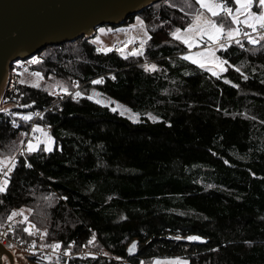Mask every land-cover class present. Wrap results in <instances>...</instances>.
Wrapping results in <instances>:
<instances>
[{
    "label": "trees",
    "instance_id": "1",
    "mask_svg": "<svg viewBox=\"0 0 264 264\" xmlns=\"http://www.w3.org/2000/svg\"><path fill=\"white\" fill-rule=\"evenodd\" d=\"M187 3L192 6L158 0L124 19L120 25L137 16L145 23L151 39L142 56L98 52L90 38L78 37L10 63L13 76L26 67L83 95L74 100L63 92L9 85L5 103L34 102L27 112L47 107L37 124L54 142L49 152L16 156L7 191L0 193L1 224L25 207L28 221L47 232L43 244L98 254L70 264L164 257L187 264H264V40L218 50L234 67L217 78L181 59L187 49L170 35L200 11L195 0ZM253 10H259L257 2ZM146 63L157 69L145 71ZM100 77L102 84L91 83ZM90 89L139 113V122L89 100ZM28 127L0 112V160L17 152ZM25 226L14 222L10 236L30 239ZM191 235L206 242L184 239ZM133 240L137 255L128 258Z\"/></svg>",
    "mask_w": 264,
    "mask_h": 264
},
{
    "label": "snow or ice",
    "instance_id": "2",
    "mask_svg": "<svg viewBox=\"0 0 264 264\" xmlns=\"http://www.w3.org/2000/svg\"><path fill=\"white\" fill-rule=\"evenodd\" d=\"M257 2V0H195V3L200 6L202 11H197L191 19V22L187 24V26L176 27L173 31L170 32L171 37L179 41L183 44L188 52L181 54L180 58L190 63L198 66L201 70H206L211 72V74L217 78H219L220 73L227 70L228 67H234L231 65L229 61L221 56L216 55V50L226 51L232 43L239 45L243 48V44L237 37L244 36L249 44H257L260 41L254 39L247 32H242L240 27L230 26L226 21H230L231 25H243L245 28H249L252 32L260 33V40H264V0H258L259 10L254 11L253 6ZM186 6L191 7V4L187 3L185 0ZM232 5V6H230ZM205 12L207 15H205ZM243 17V19H241ZM217 18V19H213ZM136 20L138 25L142 30L145 29L144 21L137 16ZM131 27H136V25H132ZM101 33H104L106 29L101 28L99 30ZM111 31V30H107ZM116 31H123L117 29ZM151 39V36L148 34L146 30L143 31V37L139 39V47H133L130 52H126L125 50L128 48L129 44L135 43V38H130L129 40L123 42V46L115 47V51L120 53L125 59H127L128 55L132 56H142L144 54V48L147 44V41ZM99 41H97L98 43ZM203 46V47H201ZM198 49V51L193 52V49ZM112 48L107 47H99L97 48L98 52H108L112 51ZM33 63H38L39 61L33 58ZM145 71H155L157 69L156 64H144L143 65ZM237 72H240L239 68H235ZM187 74V73H186ZM32 75L37 78H41V74L39 72L32 73ZM245 79L247 77H244ZM115 79V77H113ZM104 82V78L100 77L99 79L93 80L91 83L98 85ZM34 87H39L38 84H34ZM78 87V85H74ZM235 86V85H234ZM60 91L65 94L71 95L72 99H77L81 97L83 93L80 91H76L74 93H69L68 88L63 85H59ZM52 94V93H50ZM89 100H93L96 104H100L102 106H109L110 110L113 112H118L120 115H125L126 112H131L130 109H122V106L117 105L115 107H111L112 102L106 101L102 98L101 93H94L91 96L87 97ZM34 103V102H33ZM20 116L24 121H29L31 119L32 114H14ZM139 113H132L128 118L133 123L139 122ZM151 119L156 120V117H151ZM13 126L17 127L13 121ZM33 131L40 132L41 136L36 137L35 140H28L26 147L23 151L28 153H33L38 150L43 152L51 151L49 147L52 144L53 138L42 128L39 126H34ZM21 135H27L26 133H22ZM42 137V138H41ZM23 143V141H21ZM43 144L44 147L41 149L40 145ZM23 154V152L21 153ZM15 157H9L7 160H0V193H5L7 191V186L9 183V173L14 170L15 167ZM27 167H32L30 163L25 162ZM6 169V170H5ZM66 199V198H65ZM25 210L20 209L18 211H13L11 215L8 216L9 220H12L13 217L20 215L23 217L22 223H26L28 226L23 230L27 232L29 235H33L32 229H36V225L32 224L28 221V217L24 215ZM39 232V229H36ZM47 232L44 230L42 235H46ZM175 239L180 240L181 237L177 236ZM184 239L188 241H203V238L197 235H191L184 237ZM95 240V236L93 235L92 239L88 241V244H92ZM53 249H59L61 247L60 243H55L51 245ZM135 245L129 249L131 253ZM70 253L66 250L65 255H69ZM95 258V257H93ZM48 259V257H45ZM173 264H187V261L180 260L176 258L173 261Z\"/></svg>",
    "mask_w": 264,
    "mask_h": 264
},
{
    "label": "water",
    "instance_id": "3",
    "mask_svg": "<svg viewBox=\"0 0 264 264\" xmlns=\"http://www.w3.org/2000/svg\"><path fill=\"white\" fill-rule=\"evenodd\" d=\"M155 1L158 0H0V100L9 62L32 57L48 45L82 36L80 33L88 38L96 25L121 23ZM192 242L202 244L206 240ZM137 245L133 240L127 246L128 258L137 255ZM13 256L0 244V264L3 258L12 264Z\"/></svg>",
    "mask_w": 264,
    "mask_h": 264
},
{
    "label": "rangeland",
    "instance_id": "4",
    "mask_svg": "<svg viewBox=\"0 0 264 264\" xmlns=\"http://www.w3.org/2000/svg\"><path fill=\"white\" fill-rule=\"evenodd\" d=\"M257 4H258V0H257ZM199 9H200V6H199ZM200 11H201V9H200ZM205 15H207V14L205 13ZM241 19H243V17H241ZM123 21L121 23H123ZM121 23L114 24V26H115L114 28L108 26L107 24L106 25H96L95 28L92 30L91 34L89 36H87V37L90 38L91 43L93 45H95L96 48L107 47V48H112L113 50H115V47H117V46L122 47L123 46V42L129 40L130 38H135V43L129 44L128 48L125 50L126 52H130L133 47H136L135 44L139 42V39L143 37V31L144 30H142L140 28V26L138 25V22H137L136 19L130 25H120ZM132 25H136V27H131ZM240 26H241L240 27L241 29L245 28L243 25H240ZM236 27H237V25H236ZM101 28L106 29V31L104 33H101L99 31ZM117 29H120V30H123V31H116ZM245 29L251 30L249 28H245ZM107 30H111V31H107ZM80 34L82 36H78V37H83L84 34L83 33H80ZM78 37H76V38H78ZM256 40H260V38H257ZM97 41H99V42L97 43ZM136 48H138V47H136ZM218 50L219 49H217L216 51H218ZM28 58H30V57H28ZM11 62H13V61H11ZM11 62H9L7 64V68H6V71H5L6 81H5V84H4V89H3L2 93H1L0 108L3 105L7 104V103L4 102V95L6 93V90L9 88V85L13 86L14 84H17V83H23V84L28 85V86H33L34 84H38L40 88H43L44 90H47L49 93H52V95H57V94L62 92V91H58V90H60L59 85H64L61 81H59V80H57L55 78H51V77L44 78V77L41 76L42 79L41 78H37L36 76L32 75V73H34V72L28 71L26 67H22L18 71V77L13 76V74L10 73V68L8 69V65ZM12 77H16L17 78V83H13V81L11 80ZM94 93H99V92L94 90V89H90L87 92V97L93 95ZM102 98L105 99L106 101H111L112 102L111 107H115L117 105H120V106H122L121 110L129 109L126 105H124V104H122L120 102H117L115 100H112V99H110L107 96L102 95ZM91 101H93V100H91ZM107 107H109V106H107ZM132 113H136V112H133V111L126 112L125 115H123V116L128 118V116H130ZM150 116L153 117L152 115H146V117L148 119L153 121V119H151ZM139 120H140V115H139ZM42 129L44 131H46L44 127H42ZM40 136H41V133L37 132V135L34 137V140H35L36 137H40ZM43 147H44V145H43ZM49 147L52 149L53 148V143L50 144ZM20 209H24L25 210L24 215L28 217L29 210L27 208H25V207H21L19 209H15L13 211H18ZM17 221H21L22 222L23 221V217L20 216V215H17L15 217H13L12 220H8L6 223H4L2 225L3 226L4 225H8L7 229H8V233H9V229L12 227V224L14 222H17ZM27 226L28 225L26 224L25 227H27ZM35 234H38L36 236V238H38V240L40 241V246L41 247H44V246L45 247H51V245H53V244L45 245V244L42 243V233L40 231L37 232L36 229H35L34 235ZM34 235H31V238L26 240V241L27 242L28 241L29 242L32 241V239L34 238ZM18 239H20V238H18ZM87 249L92 253L91 256H97L98 255L96 251L91 250L89 248H87ZM60 250H62V251H66L67 250L69 253H73V252L69 251L68 249H62L61 247H60ZM10 251H12L13 254H14V256H13V264H16V261H18V264H23V262H24L23 258L16 254V251H20V250L12 249ZM20 252H22V251H20ZM77 252H79V251H77ZM22 253L24 254V256L26 258V254L27 253H25L24 251ZM176 258H179V257H164V258H155V259H152V260L145 259V260L140 261L139 264H173V261ZM27 259H29V258L27 257ZM179 259L182 260L181 258H179ZM41 263L42 262H40V261L39 262H35V264H41ZM4 264H8V262L6 260H4ZM116 264H131V263H129L128 261L123 259V260H119L118 262H116Z\"/></svg>",
    "mask_w": 264,
    "mask_h": 264
},
{
    "label": "built area",
    "instance_id": "5",
    "mask_svg": "<svg viewBox=\"0 0 264 264\" xmlns=\"http://www.w3.org/2000/svg\"><path fill=\"white\" fill-rule=\"evenodd\" d=\"M244 32H247L250 36H252L254 39L260 38V33L259 32H252V30H246ZM240 41H244L248 43V40L244 36L237 37ZM136 47H139V42L135 44ZM11 80L13 83H17V78L12 77ZM33 103L29 104H24V105H16L11 102H7L6 105H3L0 108V112H3L7 116H12V117H20L18 115L14 114H21V115H26L31 113V119L27 121L29 123L27 135H25V138L23 140V143H21L19 149L15 153L13 157L16 156L22 152H24V148L26 147V143L28 140H34V137L37 135V132L33 131L34 126L37 125V121L40 118L41 114L47 109V107H44L40 111H35V112H27L25 111L29 107H31ZM49 135L50 133L46 131ZM6 170V169H5ZM12 173V172H11ZM11 173H9V177L11 176ZM8 177V178H9ZM8 225H2L0 223V244L3 245L6 249L12 250H20L24 251L25 253L31 254V257H35L37 260L46 263V264H70V259L77 257V258H84L86 256H91V252L87 249L84 248L80 250L79 252H73L70 253L69 255H65V251H62L59 249H53L52 247H41L40 246V241L36 236L38 234H33L34 238L32 241H26L22 239H13L7 229ZM33 233H35V229H32ZM45 257H48V259H45Z\"/></svg>",
    "mask_w": 264,
    "mask_h": 264
},
{
    "label": "crops",
    "instance_id": "6",
    "mask_svg": "<svg viewBox=\"0 0 264 264\" xmlns=\"http://www.w3.org/2000/svg\"><path fill=\"white\" fill-rule=\"evenodd\" d=\"M202 11V10H201ZM206 13V12H205ZM207 14V13H206ZM239 27H241L240 25H239ZM201 47H203V46H201ZM187 49V48H186ZM193 52H196V51H198V49H193L192 50ZM188 52V49H187V51L185 52V53H187ZM216 55H217V51H216ZM189 62V61H188ZM206 71V70H205ZM207 72H209V71H207ZM209 73H211V72H209ZM223 73V72H222ZM221 74V73H220ZM16 254L17 255H19L20 257H22L23 258V260H24V263H26V264H30L29 263V259H27V255H26V258H25V256H24V254L22 253V252H20V251H16ZM15 254V255H16ZM17 263H18V261H16ZM20 263V262H19Z\"/></svg>",
    "mask_w": 264,
    "mask_h": 264
},
{
    "label": "flooded vegetation",
    "instance_id": "7",
    "mask_svg": "<svg viewBox=\"0 0 264 264\" xmlns=\"http://www.w3.org/2000/svg\"><path fill=\"white\" fill-rule=\"evenodd\" d=\"M4 260H6V261L8 262V264H10V262L8 261L7 258H3V264H4ZM12 264H13V263H12ZM16 264H18V263L16 262ZM23 264H26V263L23 262Z\"/></svg>",
    "mask_w": 264,
    "mask_h": 264
},
{
    "label": "bare ground",
    "instance_id": "8",
    "mask_svg": "<svg viewBox=\"0 0 264 264\" xmlns=\"http://www.w3.org/2000/svg\"><path fill=\"white\" fill-rule=\"evenodd\" d=\"M1 245H2V244H1ZM2 246H3V245H2ZM26 255H27V257H31V254H28V253H27ZM40 262H41V261H40ZM42 263H43V262H42Z\"/></svg>",
    "mask_w": 264,
    "mask_h": 264
}]
</instances>
